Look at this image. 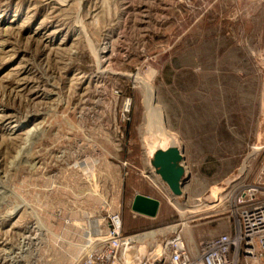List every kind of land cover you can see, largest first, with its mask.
Segmentation results:
<instances>
[{"label":"rangeland","instance_id":"374dc122","mask_svg":"<svg viewBox=\"0 0 264 264\" xmlns=\"http://www.w3.org/2000/svg\"><path fill=\"white\" fill-rule=\"evenodd\" d=\"M263 164L264 0H0V264H92L110 213L194 248Z\"/></svg>","mask_w":264,"mask_h":264},{"label":"built area","instance_id":"2783aa9c","mask_svg":"<svg viewBox=\"0 0 264 264\" xmlns=\"http://www.w3.org/2000/svg\"><path fill=\"white\" fill-rule=\"evenodd\" d=\"M226 202L229 231L194 248L176 230L152 242L125 236L120 216L110 213L92 243V264H264V164L254 182L238 186ZM144 250L150 253L140 256Z\"/></svg>","mask_w":264,"mask_h":264},{"label":"water","instance_id":"95a60500","mask_svg":"<svg viewBox=\"0 0 264 264\" xmlns=\"http://www.w3.org/2000/svg\"><path fill=\"white\" fill-rule=\"evenodd\" d=\"M182 162V153L174 146L166 150H158L151 161L156 175L168 186L175 197L182 195L185 176V169ZM131 209L135 214L147 218H155L159 210V202L149 197L136 195L133 199Z\"/></svg>","mask_w":264,"mask_h":264},{"label":"bare ground","instance_id":"6f19581e","mask_svg":"<svg viewBox=\"0 0 264 264\" xmlns=\"http://www.w3.org/2000/svg\"><path fill=\"white\" fill-rule=\"evenodd\" d=\"M135 79V78H134ZM25 84V83H24ZM29 143H30V141H29ZM30 145V144H29ZM171 147L172 146H175V143H172V145H170ZM148 149H149V153H150V158H152V157H154V155H155V153L158 151V150H166L167 148H164V146L163 145H156V146H148ZM150 164H151V160H150ZM152 166V165H151ZM34 218H35V216H34ZM175 228V227H174ZM172 230H175V229H172ZM177 231V230H176ZM173 232V231H172ZM161 233L159 232V235H160ZM89 234L87 233V236H88ZM158 234L157 233H154V232H150V233H147V234H144L143 236L141 235V236H135L136 238H137V240H145V239H153L155 236H157ZM161 239H163V238H161ZM160 239V240H161ZM158 241V240H157ZM139 243V242H138ZM141 243H142V241H141ZM141 243L140 244H138V245H134L133 247H139L140 245H141ZM154 244V243H153ZM153 244H150V245H153ZM150 245H148V246H150ZM151 247V246H150ZM131 249V248H130ZM132 250V249H131ZM146 250H144V251H142V252H140L141 253V255L140 256H143V255H147L148 253H150V251L148 252V253H146L145 252Z\"/></svg>","mask_w":264,"mask_h":264},{"label":"crops","instance_id":"0c3cea01","mask_svg":"<svg viewBox=\"0 0 264 264\" xmlns=\"http://www.w3.org/2000/svg\"><path fill=\"white\" fill-rule=\"evenodd\" d=\"M152 199V198H151ZM154 199V198H153Z\"/></svg>","mask_w":264,"mask_h":264}]
</instances>
